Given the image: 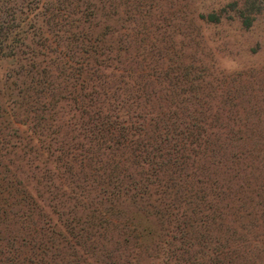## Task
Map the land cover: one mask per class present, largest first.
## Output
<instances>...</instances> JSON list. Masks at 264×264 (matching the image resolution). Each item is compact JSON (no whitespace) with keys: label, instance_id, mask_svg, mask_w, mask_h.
I'll list each match as a JSON object with an SVG mask.
<instances>
[{"label":"rangeland","instance_id":"rangeland-1","mask_svg":"<svg viewBox=\"0 0 264 264\" xmlns=\"http://www.w3.org/2000/svg\"><path fill=\"white\" fill-rule=\"evenodd\" d=\"M1 19L0 264H264V0Z\"/></svg>","mask_w":264,"mask_h":264},{"label":"trees","instance_id":"trees-1","mask_svg":"<svg viewBox=\"0 0 264 264\" xmlns=\"http://www.w3.org/2000/svg\"><path fill=\"white\" fill-rule=\"evenodd\" d=\"M4 23H5V21H4L3 19H1V20H0V45H1L0 48H1V49L4 48V45H2V43L6 42L7 40L10 39V38L8 39V37H7V35H6V32H7V25L5 26ZM2 29H4V30H2ZM99 131H100V130H99ZM100 132H101V131H100ZM113 185H114V186H113L114 188H117L118 186L120 187V185H121V186H122V185L124 186V184H123L122 182L116 184L117 187L115 186V183H114ZM127 187H128V186H126V187L124 186V188H125V189H124V190H125L124 192H126L127 190H129V189H127ZM114 188L112 189L111 194L115 196V195L117 194V190H118V189H115V190H114ZM133 189H134V190H137V188H136L135 186L133 187ZM118 192H119V191H118ZM137 193H138V192H137ZM138 194H139V193H138Z\"/></svg>","mask_w":264,"mask_h":264}]
</instances>
